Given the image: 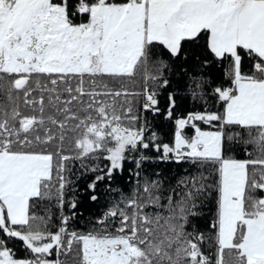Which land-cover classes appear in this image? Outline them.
Segmentation results:
<instances>
[{
  "label": "snow or ice",
  "instance_id": "1",
  "mask_svg": "<svg viewBox=\"0 0 264 264\" xmlns=\"http://www.w3.org/2000/svg\"><path fill=\"white\" fill-rule=\"evenodd\" d=\"M0 264H264V0H0Z\"/></svg>",
  "mask_w": 264,
  "mask_h": 264
},
{
  "label": "trees",
  "instance_id": "2",
  "mask_svg": "<svg viewBox=\"0 0 264 264\" xmlns=\"http://www.w3.org/2000/svg\"><path fill=\"white\" fill-rule=\"evenodd\" d=\"M130 88L134 90H138L140 88V83H137L136 85H130ZM161 102L164 103L163 100V94L161 97ZM195 106V101L191 100L186 94L181 93L180 99L178 100V108L179 113H187ZM168 141V137L165 136V142ZM155 155V153H153ZM150 167H155L159 170H161L165 174H175L182 170V168L186 167V165H177V164H171V163H160L156 165H151ZM85 212V215L88 214L89 211H95L94 207L91 208H85L82 209ZM16 249L18 255H23V253L19 250L20 249V242H16Z\"/></svg>",
  "mask_w": 264,
  "mask_h": 264
}]
</instances>
